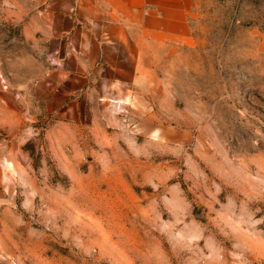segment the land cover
I'll return each instance as SVG.
<instances>
[{
  "label": "rangeland",
  "instance_id": "obj_1",
  "mask_svg": "<svg viewBox=\"0 0 264 264\" xmlns=\"http://www.w3.org/2000/svg\"><path fill=\"white\" fill-rule=\"evenodd\" d=\"M9 3L0 264H264V0H191L141 65Z\"/></svg>",
  "mask_w": 264,
  "mask_h": 264
},
{
  "label": "crops",
  "instance_id": "obj_2",
  "mask_svg": "<svg viewBox=\"0 0 264 264\" xmlns=\"http://www.w3.org/2000/svg\"><path fill=\"white\" fill-rule=\"evenodd\" d=\"M190 3L191 0H10L9 5L30 8V22H41L48 28L59 52L85 56L93 53L94 62L104 60L106 55L124 56L116 62L141 65L144 56L156 47L178 40Z\"/></svg>",
  "mask_w": 264,
  "mask_h": 264
}]
</instances>
